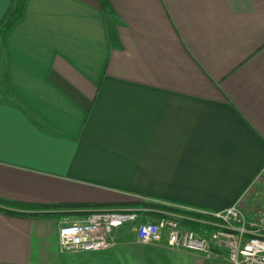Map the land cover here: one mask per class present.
Listing matches in <instances>:
<instances>
[{
	"label": "crops",
	"instance_id": "1",
	"mask_svg": "<svg viewBox=\"0 0 264 264\" xmlns=\"http://www.w3.org/2000/svg\"><path fill=\"white\" fill-rule=\"evenodd\" d=\"M107 1L25 0L0 34V264H230L139 242L141 215L58 248L61 220L134 201L209 235L264 167V0Z\"/></svg>",
	"mask_w": 264,
	"mask_h": 264
},
{
	"label": "built area",
	"instance_id": "2",
	"mask_svg": "<svg viewBox=\"0 0 264 264\" xmlns=\"http://www.w3.org/2000/svg\"><path fill=\"white\" fill-rule=\"evenodd\" d=\"M260 177H264V167ZM264 191V189L262 190ZM261 191V194L264 192ZM231 207L206 213L216 221L209 235L186 228L179 217L165 214L156 221L144 220L135 226L136 238L143 244L165 240L168 248L190 251L207 259L214 249H224L230 264H264V202L248 206L246 194ZM145 209H99L81 219L61 220L57 229L61 252H94L112 248L113 232L125 224L136 223Z\"/></svg>",
	"mask_w": 264,
	"mask_h": 264
},
{
	"label": "trees",
	"instance_id": "3",
	"mask_svg": "<svg viewBox=\"0 0 264 264\" xmlns=\"http://www.w3.org/2000/svg\"><path fill=\"white\" fill-rule=\"evenodd\" d=\"M24 2L25 0H13L12 3L10 4L4 18L2 19L1 23H0V34L4 35L12 26L13 24L21 17V13H22V9L24 6ZM100 6L103 8V10H107L108 8V1L107 0H98ZM128 206H134V207H139V208H143L146 209L144 212L141 213V216L144 217V219H147L149 217V215H154L158 218L164 216L163 214L158 213V212H153V211H148L147 209H157V211H165V213H175V214H179V215H186V216H197L196 214L187 212V211H183V210H179V209H175L172 207H166V206H162V205H157L151 202H142V201H134V202H129ZM39 215L42 216H50L52 215L50 212H43V213H39ZM182 224L188 228L191 229L195 232L199 231V227L196 223H192L190 221H186V220H182Z\"/></svg>",
	"mask_w": 264,
	"mask_h": 264
},
{
	"label": "rangeland",
	"instance_id": "4",
	"mask_svg": "<svg viewBox=\"0 0 264 264\" xmlns=\"http://www.w3.org/2000/svg\"><path fill=\"white\" fill-rule=\"evenodd\" d=\"M263 181V183H262ZM263 187V188H261ZM264 189V179L261 180L260 178L257 179L252 185H251V188L249 189V191H247V193L245 194L246 197H248V195L251 193V192H256L257 193V196H260V193L259 191L261 192L262 190ZM264 192V191H262ZM262 197H264V194H262ZM151 219V218H150ZM149 219V220H150ZM145 220H148V219H145ZM152 221V220H150ZM202 228L198 231V232H201L202 233Z\"/></svg>",
	"mask_w": 264,
	"mask_h": 264
}]
</instances>
